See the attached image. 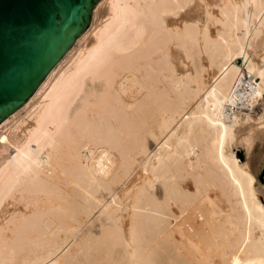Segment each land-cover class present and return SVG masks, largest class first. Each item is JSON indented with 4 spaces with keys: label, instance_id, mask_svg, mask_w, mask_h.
<instances>
[{
    "label": "bare ground",
    "instance_id": "1",
    "mask_svg": "<svg viewBox=\"0 0 264 264\" xmlns=\"http://www.w3.org/2000/svg\"><path fill=\"white\" fill-rule=\"evenodd\" d=\"M89 27L0 123V264H264V0H101Z\"/></svg>",
    "mask_w": 264,
    "mask_h": 264
},
{
    "label": "water",
    "instance_id": "2",
    "mask_svg": "<svg viewBox=\"0 0 264 264\" xmlns=\"http://www.w3.org/2000/svg\"><path fill=\"white\" fill-rule=\"evenodd\" d=\"M98 0H0V123L36 92L90 25Z\"/></svg>",
    "mask_w": 264,
    "mask_h": 264
},
{
    "label": "rangeland",
    "instance_id": "3",
    "mask_svg": "<svg viewBox=\"0 0 264 264\" xmlns=\"http://www.w3.org/2000/svg\"><path fill=\"white\" fill-rule=\"evenodd\" d=\"M100 1L101 0H98L97 1V3H96V5H95V7H94V9H93V12H92V15H91V17H90V25L89 26H91V23H92V18H93V14H94V10L96 9V6L100 3ZM88 26V28L85 30V31H87L90 27ZM79 37V36H78ZM78 39V38H77ZM77 39H76V41H77ZM75 41V42H76ZM239 61V63L240 64H242V61L239 59L238 60ZM242 71L244 72V74H245V76H247V75H249V73H248V71H247V68H246V65H242ZM250 77V76H249ZM245 84L246 85H248V81H245ZM263 111H264V100H259L258 102H257V104L255 105V108L250 112V111H248V110H246V109H244V114H249L250 115V117L253 119H258L259 118V116L260 115H262V113H263ZM30 114L28 113V115H26L27 117L29 116ZM29 118V117H28ZM12 129V124H9V126L8 127H4V128H2V129H0V144H2V143H4L5 141H7L8 139H9V131ZM8 130V131H7ZM150 146H151V149H153L154 147H155V143L154 142H151V144H150ZM244 146H242V145H239L237 148H235V150H236V152H237V156L239 157V160L240 161H245V160H247L248 159V154H247V150H246V148L244 147ZM247 158V159H246ZM260 178H261V180L263 181V184H264V165H263V168H262V171H261V173H260ZM160 195H162L161 193H160ZM174 210H175V212L177 213V214H179V210H178V208H176V207H174ZM98 224V223H97ZM159 247H161V248H159V250L157 249V253H158V255L160 256H162V257H165L166 255H168V254H173V251H171V247L169 248V246H167V245H159ZM162 250V251H161ZM163 250H166L165 251V253H164V251ZM167 250H168V252H167ZM161 251V252H160ZM167 252V253H166ZM169 252H171V253H169ZM160 256V257H161ZM218 259V258H217ZM170 261H172V259H170ZM176 261V262H175ZM174 262V263H173ZM173 262H171L172 264H178V260L177 259H173Z\"/></svg>",
    "mask_w": 264,
    "mask_h": 264
},
{
    "label": "built area",
    "instance_id": "4",
    "mask_svg": "<svg viewBox=\"0 0 264 264\" xmlns=\"http://www.w3.org/2000/svg\"><path fill=\"white\" fill-rule=\"evenodd\" d=\"M245 79H246V81H249V80H250L249 75H247V76L245 77Z\"/></svg>",
    "mask_w": 264,
    "mask_h": 264
}]
</instances>
